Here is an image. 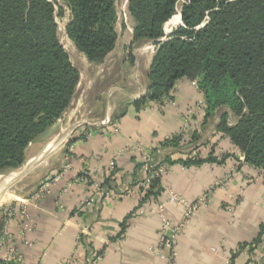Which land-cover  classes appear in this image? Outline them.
<instances>
[{
	"label": "crops",
	"instance_id": "crops-1",
	"mask_svg": "<svg viewBox=\"0 0 264 264\" xmlns=\"http://www.w3.org/2000/svg\"><path fill=\"white\" fill-rule=\"evenodd\" d=\"M133 25L132 19L129 24L116 22L117 42L102 64H89L78 55L77 97L48 131L53 136L48 144L60 142L33 168L37 175H44L41 182L49 180V189L41 200L34 202L30 195L21 199L22 206L13 204L16 214L3 225L16 254L23 264H63L70 259L83 264L90 253L99 257L97 264H165L157 255L160 215L172 223L182 219V209L170 201L171 195L189 203L206 195L207 206L191 217L177 239L175 264H264V183L254 180L258 173L233 158L199 166L178 162L198 152L205 156L218 141L217 118L205 123L199 89L181 79L162 103H148L139 111L131 104L145 95L156 51L153 41L133 43ZM164 35L169 34L164 31ZM188 109L193 110L192 124L183 146L159 148L163 140L182 130ZM104 119L107 124L100 126ZM84 132L87 135L82 137ZM193 135L195 142H191ZM136 144L150 160L156 157L163 162L168 157L173 162L161 176V194L143 204L147 188L141 185L149 183L148 172L137 167L138 155L124 152ZM224 147L230 154L237 152L227 144ZM111 162L118 169L115 178L120 195L109 192L99 198L82 175L99 181L110 173ZM10 178H1L0 199L15 195L4 188ZM9 205L0 207V216ZM81 236L82 246L78 243ZM256 240L257 245L253 244ZM240 246L249 249L239 251Z\"/></svg>",
	"mask_w": 264,
	"mask_h": 264
},
{
	"label": "trees",
	"instance_id": "trees-1",
	"mask_svg": "<svg viewBox=\"0 0 264 264\" xmlns=\"http://www.w3.org/2000/svg\"><path fill=\"white\" fill-rule=\"evenodd\" d=\"M117 1L59 0L70 12L65 34L89 64H102L115 48ZM127 12L134 24L133 43L156 44L145 95L131 103L135 109L162 103L178 81L187 79L196 81L203 96L205 123L217 118L215 145L205 156L198 152L178 162L222 164L241 156L245 165L264 171V0H127ZM64 13L52 0H0V174L21 168L29 146L55 126L77 97L80 72L60 42L56 23ZM177 13L182 25L160 42ZM196 139L193 135L191 142ZM181 143L176 134L159 148L177 149ZM168 163L173 164L168 157L149 160L142 204L161 194V176L151 170ZM117 173L114 167L97 181L102 198L119 194ZM82 177L93 184L87 174ZM6 219L4 212L0 232Z\"/></svg>",
	"mask_w": 264,
	"mask_h": 264
},
{
	"label": "built area",
	"instance_id": "built-area-1",
	"mask_svg": "<svg viewBox=\"0 0 264 264\" xmlns=\"http://www.w3.org/2000/svg\"><path fill=\"white\" fill-rule=\"evenodd\" d=\"M166 38H163L160 41H164ZM192 85L195 86L197 89V83L196 81H191ZM192 116H193V110L188 109L187 114L184 119L183 128L178 133L182 136V142L186 139L187 129L188 126H191L192 124ZM107 121V119H106ZM104 120L100 121V126H105L107 122ZM81 122V121H80ZM82 125V123L77 125V128H79ZM87 135V133H83L84 137ZM168 139V138H167ZM124 152L126 153H135L138 155L139 160L141 163H144V168L148 170L150 167L148 166L150 156L145 152L142 147L139 144H136L132 147H127ZM238 160L242 162V157L238 156ZM114 163H110V171L114 169ZM67 169V166H65ZM169 169V166L167 164L160 165L157 169L151 170V173L154 176H163L167 173ZM253 169V168H252ZM258 173V176L254 179L255 181L261 180L264 183V171L259 169H253ZM86 175V173H84ZM84 178V177H83ZM148 182H145L141 185V187L147 188ZM50 186L49 180L43 181L40 186L38 187L37 191L31 196L32 201L36 202L38 200H41L43 196L47 193ZM93 186L96 191V196L100 198L102 195V192L98 189L97 181L93 180ZM18 203L22 206L24 201L23 200H17ZM170 201L182 209V219L179 223H172L166 218L161 216V224H160V230H159V249H158V257L161 260L165 261V264H175L177 251V239L182 234V232L185 230L186 226L190 222L191 217L201 208L206 207L208 204V197L206 195H203L197 202L195 203H189L185 198L177 196V195H171ZM93 202V199L89 200V203ZM17 204V203H16ZM14 205L10 204L7 207V210L5 212L7 220H12V218L16 214V210L12 209ZM21 217L26 219L25 212H21ZM83 235V234H82ZM83 237V236H82ZM79 244H84V240H81L80 238ZM82 246V245H81ZM248 248H245L244 251L248 250ZM91 256H89L88 261L84 262L83 264H97L99 261V257L96 255H93V253H90ZM0 264H23L21 261V258L16 254L15 249L11 243V236L6 228H4L0 232ZM63 264H79L75 259H70Z\"/></svg>",
	"mask_w": 264,
	"mask_h": 264
},
{
	"label": "rangeland",
	"instance_id": "rangeland-1",
	"mask_svg": "<svg viewBox=\"0 0 264 264\" xmlns=\"http://www.w3.org/2000/svg\"><path fill=\"white\" fill-rule=\"evenodd\" d=\"M52 1H54L56 8H58V5H61L64 9V12H65L64 16H62V17L56 16V23L58 25V33H59L60 42H61L62 46L64 47V49L66 50V52L69 54V57H70L72 63L75 66H79L80 61L78 59H80V57L78 55H81V54H79L77 52V50L74 48V46H72L73 44L71 43V41L67 38V36L65 34L66 25L68 24V22L70 20V12L66 7H64L59 2V0H52ZM116 11H117V22L119 23V25L123 24V23H127V24L130 23L131 19L129 18V14L127 12V0H118L116 3ZM178 16H179V14L177 13L173 17L172 21L179 20ZM175 28H177V25H175L172 28H169L167 30L165 28V34L166 33H167V35L170 34ZM76 53H78V54H76ZM52 139H53V136L51 137L50 135H48V132H47L46 134H44L43 136L38 138L34 143H32L27 150L25 164L33 161V159L35 158V155L38 154L40 151H42L44 148L48 149L50 147L49 146L50 144H48V143H50ZM35 167H37V166H35ZM19 169H16V170L4 173V174H0V177H10V176L14 175V173H17V171ZM37 173H38L37 169H35V170L31 169L22 179H20L16 183H14L13 186L11 185L12 187H9L10 189H8V190L11 191L12 193H14L15 195L10 196L13 198H1L0 203H3V204H1L0 207H2L3 205L18 203L17 200H14L15 196H17L21 200L22 198L33 195L37 191L40 184L42 183L41 182L42 177L44 176V175L39 176V175H37ZM39 179H40V181H39ZM2 180L3 179L0 178V184L3 183Z\"/></svg>",
	"mask_w": 264,
	"mask_h": 264
},
{
	"label": "water",
	"instance_id": "water-1",
	"mask_svg": "<svg viewBox=\"0 0 264 264\" xmlns=\"http://www.w3.org/2000/svg\"><path fill=\"white\" fill-rule=\"evenodd\" d=\"M180 16V14H179ZM181 21V20H180ZM181 22L178 26H181ZM60 141H55L53 144L50 145V147L48 149H46L45 151L42 152V154L40 155V157L36 160L31 161L30 163L25 164L24 166H22L17 173H14V175H12V177L8 180V183L5 184L4 188H8L10 187L12 184L16 183L19 179H21L24 175H26L31 169H33L35 166L39 165L46 157L48 154H50V152L57 146V144ZM3 188V189H4Z\"/></svg>",
	"mask_w": 264,
	"mask_h": 264
},
{
	"label": "bare ground",
	"instance_id": "bare-ground-1",
	"mask_svg": "<svg viewBox=\"0 0 264 264\" xmlns=\"http://www.w3.org/2000/svg\"><path fill=\"white\" fill-rule=\"evenodd\" d=\"M179 18H180V16H179ZM180 20H175V21H171L169 24H167L166 26H165V28H166V30L167 29H169V28H172L173 26H175V25H179L180 24ZM179 23V24H178ZM14 200H19V198L17 197V198H14Z\"/></svg>",
	"mask_w": 264,
	"mask_h": 264
}]
</instances>
